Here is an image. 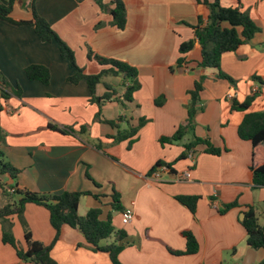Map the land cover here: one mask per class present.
<instances>
[{
	"label": "crops",
	"instance_id": "0c3cea01",
	"mask_svg": "<svg viewBox=\"0 0 264 264\" xmlns=\"http://www.w3.org/2000/svg\"><path fill=\"white\" fill-rule=\"evenodd\" d=\"M120 1L127 9L125 30L113 26L110 13L95 0L17 1L11 14L15 21L32 20L34 2L86 74L96 75L102 69L88 58L89 50L138 69L141 87L132 102L122 103L121 79H105L118 94L102 106V118L116 121L118 128L97 120L99 107L91 102L86 81L68 82L75 70L61 57L58 43L43 42L32 27L0 20V149L3 161L20 171L15 179L0 176L10 193L4 199L0 190V210L20 199L14 188L50 195L90 193L81 198L79 214L100 208L101 220L111 216L115 229L126 232L119 256L122 264H243L251 248L242 214L255 207L264 224V188L254 186L251 172L253 146L238 135L248 113L264 112V0H221L223 7L247 13L262 30L248 45L222 57L221 72L232 81L219 78L217 70L198 68V43L188 54L179 52L183 43L194 40L200 17L206 24L207 7L196 0ZM103 3L109 5L110 0ZM179 59L184 60L181 65ZM31 65L49 68L48 85L27 78L25 69ZM4 81L8 88L3 97ZM199 81L202 110L196 115L195 130L184 142L162 146L160 138L187 124L189 92ZM255 89L257 98L248 111L232 110L234 102L243 104ZM105 92L99 85L97 95ZM160 98L163 106L155 104ZM140 119L146 123L131 150L128 141L115 143L109 138L137 127ZM50 126L75 132L61 133ZM82 126L88 128L85 133ZM198 138L221 153L208 154L207 146L200 145L188 154L186 145ZM159 161L175 163L176 174L190 171V179L180 182L164 175L162 181L150 182ZM114 191L120 194L123 211H134L130 225H123V211L113 210ZM179 196L200 198L195 214L177 201ZM231 204L236 206L222 214ZM8 221L23 251L28 228L35 241L51 247L56 264H112L109 255L95 251L78 229L64 226L56 240L50 212L43 206L28 204L21 219L15 214ZM186 231L197 240L199 250L194 255L179 254L186 251L182 235ZM3 232L5 226L0 224V264H26L15 248L1 241ZM263 260L264 249L256 251L253 264Z\"/></svg>",
	"mask_w": 264,
	"mask_h": 264
},
{
	"label": "trees",
	"instance_id": "16d2710c",
	"mask_svg": "<svg viewBox=\"0 0 264 264\" xmlns=\"http://www.w3.org/2000/svg\"><path fill=\"white\" fill-rule=\"evenodd\" d=\"M18 0H9L8 5H5L0 0V20L18 26L32 27L35 33L45 43L56 42L60 46L61 57L71 64L75 70V74L68 78V82L74 85L81 81H86L91 92V102L96 103L99 107L97 120L101 123L108 124L113 128H118L116 121L103 120L101 108L117 96V89L105 79L113 77L119 78L122 81L124 93L121 95L123 102H132L134 94L140 89L138 80L139 71L137 68L115 59H107L101 57L91 50L88 52V58L101 66V71L96 75L86 74L85 71L78 67L74 51L62 41L51 25L41 17L34 5L30 4L32 9L33 19L30 21H15L11 18L14 5ZM199 4L207 7L209 10L208 19L203 25L202 17L199 18V26L194 27L195 38L189 42L183 43L179 52L182 55L188 54L195 48L196 43L201 48V61L197 63L198 68L215 69L219 71L218 77L232 81L230 77L221 72L222 57L227 53L236 52L242 46L248 45L251 40L262 30L250 18V16L241 11L239 8H225L221 5V0H196ZM102 10H107L112 16V25L119 30H125L127 26V9L125 4L120 0H110V4H104L103 0H95ZM102 25L98 24L97 29ZM184 62L179 59L178 65ZM25 74L30 81H36L44 85H48L51 81V72L48 67L43 65H31L25 69ZM99 85H104L106 92L99 96L97 88ZM2 96H6L5 89L8 88L6 81L3 82ZM203 90L202 81L196 82L193 90L189 92V118L186 125L181 126L174 135L170 137H162L159 143L162 146L167 144L173 145L180 142L189 133L195 130V118L202 108L199 106L201 102L200 93ZM20 91V90H19ZM257 93H253L246 102L239 104L234 102L232 110L248 111L252 103L257 98ZM119 99V98H118ZM157 106H163L164 98L156 100ZM146 123L145 119H140L137 127H130L125 131H119L114 137H109L115 143L128 141V149L131 150L137 141V136L140 129ZM53 131L61 133H74V129H60L56 126L49 127ZM86 126H82V132L87 131ZM238 135L242 140L249 141L253 146V161L251 172L253 174V183L256 188H264V112L248 113L242 124L239 126ZM200 145L207 146L206 153L219 155L221 150L211 146L208 140L195 139L193 142L186 145L188 154L194 152V149ZM97 148L101 149V145L97 144ZM185 155V154H184ZM182 155L177 161H180L185 156ZM175 163L167 164L159 161L152 168L150 175L159 168L167 166L171 169ZM20 171L14 168L9 163L3 161V152L0 149V176L8 175L12 179L17 178ZM0 188L4 194L9 195L8 190L0 179ZM14 193L20 199L13 204H8L0 210V220L18 214L20 217L24 214L28 204H37L45 207L50 212V219L53 228L56 230V240L59 238L61 230L64 226L78 229L84 235L87 243L92 246L95 251L103 252L109 255L112 264H122L119 256L125 248L127 234L125 231H117L113 226L112 217L109 216L106 221L101 220L102 210L100 208L91 209L87 215L79 214V205L81 198L90 193L85 192H65L61 195L39 194L27 190L14 188ZM113 210L115 212L123 211L121 205L120 194L114 191L113 195ZM198 196H179L177 201L187 207L193 214L196 213ZM236 204L227 205L221 213H225L228 209L235 207ZM247 234L248 246L259 251L264 249V224L255 207H250L245 212V217L242 221ZM183 238L186 241V251L179 253L180 255H194L198 252L199 246L195 236L191 232H184ZM113 241L108 243L110 239ZM25 240L27 250L23 251L18 248L13 234L4 232L1 241L16 249L18 257L26 264H56L50 257L51 247H46L42 243L33 239L28 228H25ZM260 264H264V260Z\"/></svg>",
	"mask_w": 264,
	"mask_h": 264
},
{
	"label": "built area",
	"instance_id": "2783aa9c",
	"mask_svg": "<svg viewBox=\"0 0 264 264\" xmlns=\"http://www.w3.org/2000/svg\"><path fill=\"white\" fill-rule=\"evenodd\" d=\"M257 89L254 90L256 92ZM230 100L233 99V95H229L228 97ZM164 175H169L173 177L174 181H188L191 177L190 171H186L182 174L172 173L171 169L167 166L159 168L157 171L153 172L149 176L150 182H160L163 180ZM134 220V211L132 209H126L122 212V223L123 225L127 226L130 225Z\"/></svg>",
	"mask_w": 264,
	"mask_h": 264
},
{
	"label": "rangeland",
	"instance_id": "374dc122",
	"mask_svg": "<svg viewBox=\"0 0 264 264\" xmlns=\"http://www.w3.org/2000/svg\"><path fill=\"white\" fill-rule=\"evenodd\" d=\"M261 33V32H260ZM255 38V37H254ZM212 70H215V69H212ZM256 81H257V83H259V84H261L260 83V80L259 79H256ZM185 141V139L182 141V142H184ZM0 190H1V192H2V188H0ZM2 197L4 198V199H8L9 197H10V195H6V194H4V192H2ZM8 218H10V217H8ZM8 218H3V219H1L0 220V224L2 225V226H5V232H8V233H11L12 232V226H11V224H10V222L8 221ZM22 217H20V219H21ZM6 224V225H5ZM2 229H3V227H2ZM4 233V232H3ZM12 234V233H11ZM14 237V236H13ZM15 239V238H14ZM16 241V240H15ZM16 244H17V246H18V248L19 249H21V247H20V245L16 242Z\"/></svg>",
	"mask_w": 264,
	"mask_h": 264
},
{
	"label": "water",
	"instance_id": "95a60500",
	"mask_svg": "<svg viewBox=\"0 0 264 264\" xmlns=\"http://www.w3.org/2000/svg\"><path fill=\"white\" fill-rule=\"evenodd\" d=\"M5 5H8L9 0H1ZM25 0H18V3L21 4L23 3ZM245 214H242L241 218L242 220L244 219ZM255 256H256V251L253 249H250L247 257L245 258L243 264H253L254 260H255Z\"/></svg>",
	"mask_w": 264,
	"mask_h": 264
}]
</instances>
